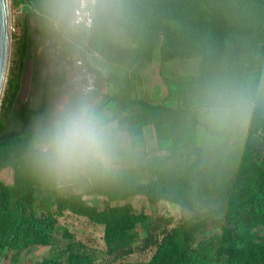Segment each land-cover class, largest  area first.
Segmentation results:
<instances>
[{
  "label": "trees",
  "instance_id": "1",
  "mask_svg": "<svg viewBox=\"0 0 264 264\" xmlns=\"http://www.w3.org/2000/svg\"><path fill=\"white\" fill-rule=\"evenodd\" d=\"M24 1L30 9L23 16L21 51L31 54L38 36L40 41L53 37L61 47L80 52L97 77L96 86L103 81L115 87L105 93L113 103L107 117L127 132L131 147L143 141L145 125L157 135L166 131L170 143L142 147L140 153L120 147L118 160L125 162L116 167L56 178L39 163L36 149L49 128L32 123L46 109L50 92L45 81L36 105H11L13 127L0 126V167L12 169L10 182L0 179V257L9 251L12 260L22 248L49 243L57 217L70 213L102 225L112 264H211L220 258L224 264H264V158L254 149L255 136L264 135V0H118V12L78 37L75 46L49 26L45 0ZM111 24L123 31L128 44L112 39ZM154 51L160 61L198 58L194 73L185 78L162 75L166 91L160 101L141 96L137 88L141 65ZM87 52L123 65L124 71L104 74ZM222 91L243 103L226 124L213 127L199 114ZM199 124L223 139L196 143ZM84 194L97 195L102 205L88 202ZM135 195L187 209L204 204L207 213L179 216L172 223L157 216L154 234L143 238L152 252L135 263L124 256L134 249L136 223L147 218L127 200ZM208 225L221 232L193 245L195 234ZM256 225L263 229L260 240L243 232ZM56 259L37 264H104L76 238L64 242Z\"/></svg>",
  "mask_w": 264,
  "mask_h": 264
},
{
  "label": "rangeland",
  "instance_id": "2",
  "mask_svg": "<svg viewBox=\"0 0 264 264\" xmlns=\"http://www.w3.org/2000/svg\"><path fill=\"white\" fill-rule=\"evenodd\" d=\"M30 9L28 2L24 0H8V17H9V46H8V59L7 68L0 94V126L13 127L11 119H9L12 113V106L16 108L20 103H25L26 99H29L28 106L36 105L38 102L39 85L38 79L40 72L45 69H41L40 63H34L35 60L30 54L21 51L22 40V21L24 13ZM29 22L32 24L31 18ZM110 32L112 39L122 45L128 44V40L123 31L111 24ZM49 40V39H47ZM45 41V40H43ZM41 41V42H43ZM87 59L91 64L99 68L104 74L108 71H112L116 74H121L124 71V66L119 63H111L101 57L100 55H93L89 52L86 53ZM32 60V66L29 64ZM198 58L193 57H174L171 59L160 61L157 58V51H154L153 57L149 61L142 63L141 82L137 86L141 96L153 101H160L166 91V84L162 78V75L170 76L169 78L177 79L179 77H187L194 73ZM75 72L70 84L61 88L55 94H53L46 103V109L44 114L33 118L32 123L40 125L46 128H50L51 123L55 117L56 112L61 104L66 100L74 99L80 95L82 90H87L89 96L106 116L112 112L113 103L108 100L105 93H112L115 91V87L112 83L105 84L103 81L99 87L94 85V79L91 74L78 70ZM251 77L248 78V81ZM28 80V85L25 88V83ZM75 83V84H74ZM18 84V87H17ZM15 95L12 97L11 92L15 89ZM76 92L75 95H72ZM72 95V96H71ZM71 96V97H70ZM264 114V112H263ZM199 118L205 121L208 125L213 127H221L208 121L203 112L199 114ZM120 133V147L124 149H133L135 153H140L142 147H164L170 143L169 137L166 131L162 134H155L151 125L143 127V141L138 143L136 148H132L129 141V136L124 129L119 130ZM264 131H261V134ZM223 139V135H216L208 133L204 130L202 125H198L196 128L195 142L198 144L215 143ZM255 154L258 158H264V135H256L254 139ZM127 161V160H126ZM125 162L117 160L114 167L120 163ZM12 169L10 166L0 167V179L4 182H10ZM73 189H79L76 185ZM84 198L90 202L101 206L97 195L84 194ZM132 208L136 211H144L147 213V218L138 222L135 225L137 232V238L132 241L133 251L124 256V259L138 263L149 257L152 252L153 246H144L143 238L149 234H154L152 225L156 220V217L161 215L165 217L168 222L172 223L179 216L200 215L203 217L207 211L206 206L203 204L198 209H187L176 203L169 202L167 200H158L155 203H149L141 195H135L127 199ZM55 230L51 241L44 245L35 244L28 248H22L15 259H9L8 254L0 257V264H37L43 260L49 262H55L56 254L60 248L64 245V242L69 238H76L84 241L88 246L95 250V259L99 263L112 264L110 261V255L106 252V247L102 240V225L99 223H93L88 221L83 216H78L70 213H65L62 216H58L56 219ZM221 232L219 226H207L203 230L197 232L194 237L193 245H197L200 241L206 240L214 234ZM244 233L252 236L256 240H260L263 236V229L261 226H250L244 228ZM211 264H224L223 259H215Z\"/></svg>",
  "mask_w": 264,
  "mask_h": 264
},
{
  "label": "clouds",
  "instance_id": "3",
  "mask_svg": "<svg viewBox=\"0 0 264 264\" xmlns=\"http://www.w3.org/2000/svg\"><path fill=\"white\" fill-rule=\"evenodd\" d=\"M119 10L118 0H45L43 15L53 31L69 45ZM243 103L226 91L217 92L204 104V117L224 125ZM120 133L82 90L60 105L50 128L37 143L38 160L56 178H71L97 169H111L118 160Z\"/></svg>",
  "mask_w": 264,
  "mask_h": 264
},
{
  "label": "flooded vegetation",
  "instance_id": "4",
  "mask_svg": "<svg viewBox=\"0 0 264 264\" xmlns=\"http://www.w3.org/2000/svg\"><path fill=\"white\" fill-rule=\"evenodd\" d=\"M35 41L38 42V44L31 50L30 56L33 57L34 60H40V64L42 66L41 69H44L45 66V69L40 72L38 85L40 89H42L45 81V84L49 85L48 91L50 93L47 101L53 94L61 88H64L66 84L67 86L73 84L71 78L75 72H79L78 70L91 74L94 79V85L96 86L97 77L86 68L84 58L80 52L69 49L68 47H61L59 43H56V40L53 37L49 40L45 39V41L41 42L38 40V36H36ZM75 94L76 92L72 95ZM26 100L27 101L24 102L30 105L29 99Z\"/></svg>",
  "mask_w": 264,
  "mask_h": 264
},
{
  "label": "water",
  "instance_id": "5",
  "mask_svg": "<svg viewBox=\"0 0 264 264\" xmlns=\"http://www.w3.org/2000/svg\"><path fill=\"white\" fill-rule=\"evenodd\" d=\"M9 46V17H8V2L7 0H0V93L4 83L6 72V61L8 56ZM32 66V60L29 64ZM28 80L25 83V88L28 85Z\"/></svg>",
  "mask_w": 264,
  "mask_h": 264
},
{
  "label": "bare ground",
  "instance_id": "6",
  "mask_svg": "<svg viewBox=\"0 0 264 264\" xmlns=\"http://www.w3.org/2000/svg\"><path fill=\"white\" fill-rule=\"evenodd\" d=\"M7 2H8V0H7ZM9 53V52H8ZM7 59H8V56H7ZM6 63H7V61H6ZM6 68H7V64H6ZM5 74H6V72H5ZM5 78V77H4ZM1 94V93H0Z\"/></svg>",
  "mask_w": 264,
  "mask_h": 264
},
{
  "label": "crops",
  "instance_id": "7",
  "mask_svg": "<svg viewBox=\"0 0 264 264\" xmlns=\"http://www.w3.org/2000/svg\"><path fill=\"white\" fill-rule=\"evenodd\" d=\"M146 126V125H145ZM148 126V125H147Z\"/></svg>",
  "mask_w": 264,
  "mask_h": 264
}]
</instances>
